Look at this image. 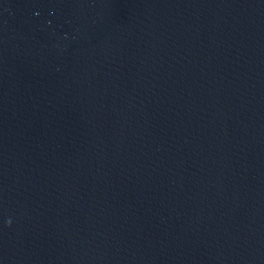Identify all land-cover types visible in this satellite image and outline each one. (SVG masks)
Returning <instances> with one entry per match:
<instances>
[{"label":"water","instance_id":"1","mask_svg":"<svg viewBox=\"0 0 264 264\" xmlns=\"http://www.w3.org/2000/svg\"><path fill=\"white\" fill-rule=\"evenodd\" d=\"M0 264H264V0H0Z\"/></svg>","mask_w":264,"mask_h":264}]
</instances>
